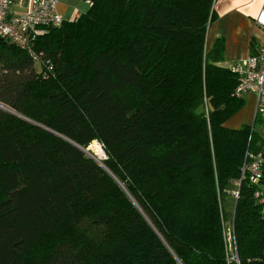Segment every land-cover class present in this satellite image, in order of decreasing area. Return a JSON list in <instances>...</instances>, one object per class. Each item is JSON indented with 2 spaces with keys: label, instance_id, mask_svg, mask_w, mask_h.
Here are the masks:
<instances>
[{
  "label": "trees",
  "instance_id": "trees-1",
  "mask_svg": "<svg viewBox=\"0 0 264 264\" xmlns=\"http://www.w3.org/2000/svg\"><path fill=\"white\" fill-rule=\"evenodd\" d=\"M216 1L90 0L37 58L0 38V264H264V129L226 126Z\"/></svg>",
  "mask_w": 264,
  "mask_h": 264
},
{
  "label": "built area",
  "instance_id": "built-area-1",
  "mask_svg": "<svg viewBox=\"0 0 264 264\" xmlns=\"http://www.w3.org/2000/svg\"><path fill=\"white\" fill-rule=\"evenodd\" d=\"M57 2L58 0H0V38L29 50L37 58L31 51L35 39L49 26H60L64 21L57 11ZM255 21L261 30L262 41L253 53L229 63L228 67L238 79L235 95L240 96L245 92L254 94V117H259L261 128L264 129V5ZM92 143L104 155L103 143L98 140ZM102 158L104 157L99 159ZM260 164V158H255L248 165L250 180L254 183L261 178ZM234 259L238 262L236 256Z\"/></svg>",
  "mask_w": 264,
  "mask_h": 264
},
{
  "label": "rangeland",
  "instance_id": "rangeland-1",
  "mask_svg": "<svg viewBox=\"0 0 264 264\" xmlns=\"http://www.w3.org/2000/svg\"><path fill=\"white\" fill-rule=\"evenodd\" d=\"M242 5V9L245 5L248 6L249 10H253L259 4V0H217L215 3V12L216 16L214 21L210 24L207 30L206 35V48H209L214 41V38L224 37L225 38V57L221 62V65L228 66L229 63L234 62L236 60L230 61L227 60L229 55L232 53H240L243 48H246L247 44H249V33L251 27V21H254L251 17L246 16L242 9L236 8V6ZM232 6V7H231ZM237 9V11H233V9ZM227 9H230L226 11ZM230 12V13H229ZM236 12V13H235ZM245 12V11H244ZM246 16V18L242 21L238 16ZM256 24V23H255ZM251 38V37H250ZM257 40L260 41L259 36H257ZM238 60V59H237ZM39 68V66L37 67ZM244 105L243 107L234 113L227 121L226 126L231 128H236L239 125L244 123L252 124L254 119V111H255V96L252 93L245 92L243 93ZM4 106V105H2ZM10 110L8 107H6ZM259 118V117H258ZM257 118V119H258ZM260 125L259 121H256L254 124L255 130H258ZM95 144L92 143L85 151L88 155H93L96 159L100 157H104L102 152L100 151V155L95 151ZM98 148V147H97ZM100 150V149H99ZM92 152V154H91ZM100 160V159H99ZM264 190V188H262Z\"/></svg>",
  "mask_w": 264,
  "mask_h": 264
},
{
  "label": "crops",
  "instance_id": "crops-1",
  "mask_svg": "<svg viewBox=\"0 0 264 264\" xmlns=\"http://www.w3.org/2000/svg\"><path fill=\"white\" fill-rule=\"evenodd\" d=\"M242 5L243 4H240L239 6H236V8L242 9ZM262 5H264V0H259V4L253 10H249L247 5H245L242 10L245 11V12L243 11V13L246 16H249L253 20H256ZM89 6H90V0H58L56 8H57L58 13L62 16V18L64 20L70 21V20H76L83 12H85L89 8ZM236 8L233 9V11H235V10L237 11ZM228 10H230V9H227L226 11H228ZM237 16L242 21L246 18V16H240V14H238V13H237ZM251 22H252L251 27L249 28L250 33L248 36L249 37V39H248L249 44H247L246 48H243L240 53H232V55H229L227 60H230V61L237 60V59L243 58V57L253 53L255 51V48L258 46V43L260 41H262L261 30L255 24L256 21H255V23H254V21H251ZM257 36H259L260 41L257 40ZM218 37H219V35H218ZM224 57H225V51H224ZM239 126H241V125H239ZM239 126H237V127H239Z\"/></svg>",
  "mask_w": 264,
  "mask_h": 264
},
{
  "label": "bare ground",
  "instance_id": "bare-ground-1",
  "mask_svg": "<svg viewBox=\"0 0 264 264\" xmlns=\"http://www.w3.org/2000/svg\"><path fill=\"white\" fill-rule=\"evenodd\" d=\"M95 148H96L95 151L97 152V154L100 155L101 153H100L99 148H97V147H95Z\"/></svg>",
  "mask_w": 264,
  "mask_h": 264
},
{
  "label": "water",
  "instance_id": "water-1",
  "mask_svg": "<svg viewBox=\"0 0 264 264\" xmlns=\"http://www.w3.org/2000/svg\"><path fill=\"white\" fill-rule=\"evenodd\" d=\"M85 150V149H84ZM96 161H98L101 164V161L99 159H96L95 157H93Z\"/></svg>",
  "mask_w": 264,
  "mask_h": 264
}]
</instances>
